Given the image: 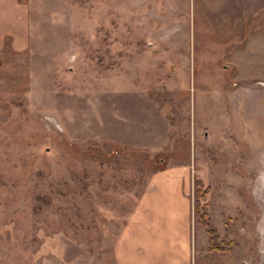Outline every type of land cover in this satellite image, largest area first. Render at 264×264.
<instances>
[{
  "label": "rangeland",
  "instance_id": "rangeland-1",
  "mask_svg": "<svg viewBox=\"0 0 264 264\" xmlns=\"http://www.w3.org/2000/svg\"><path fill=\"white\" fill-rule=\"evenodd\" d=\"M19 7L0 23V264H117L120 237L154 264L179 235L193 264H264V0Z\"/></svg>",
  "mask_w": 264,
  "mask_h": 264
},
{
  "label": "crops",
  "instance_id": "crops-1",
  "mask_svg": "<svg viewBox=\"0 0 264 264\" xmlns=\"http://www.w3.org/2000/svg\"><path fill=\"white\" fill-rule=\"evenodd\" d=\"M8 7H12L16 11V19L21 20L23 11L19 7V0H0V23L5 24L10 21L11 13H9L6 9ZM6 10V13L3 9ZM174 182L175 179L169 178H159L155 177L153 184L157 182ZM144 200V199H143ZM144 203V202H143ZM145 204V203H144ZM142 204V206H144ZM184 202H181V205L183 206ZM135 218V217H134ZM137 219V222L139 220V215L134 220ZM139 224V222H138ZM155 231L158 230L157 226L154 229ZM187 230V229H186ZM181 234V233H180ZM190 237V236H189ZM175 240V242L173 241ZM172 242L167 247H159L160 251L156 253L155 256L152 257V261L154 264L158 263H164V264H193V249L191 247L190 239L183 237V236H177L175 239H173ZM120 239L117 241V245L115 247V252L117 256V264H140L141 258L140 254L133 249H129V244L126 241L120 242ZM159 246V242L156 241V247Z\"/></svg>",
  "mask_w": 264,
  "mask_h": 264
},
{
  "label": "trees",
  "instance_id": "trees-1",
  "mask_svg": "<svg viewBox=\"0 0 264 264\" xmlns=\"http://www.w3.org/2000/svg\"><path fill=\"white\" fill-rule=\"evenodd\" d=\"M194 186L196 187V191H195L196 195L199 197L204 196L203 193H200V186H201L200 181H195ZM205 208H206L205 204H200L199 201H195L194 212L198 216L199 223L205 227V231L209 236L210 247L213 249H220L221 247H218L216 244L217 236L215 234V231L213 230V228L210 226L209 222L207 221L208 215L206 213Z\"/></svg>",
  "mask_w": 264,
  "mask_h": 264
}]
</instances>
